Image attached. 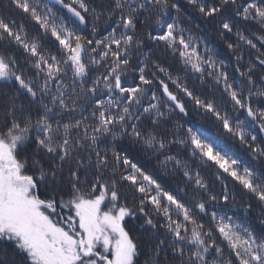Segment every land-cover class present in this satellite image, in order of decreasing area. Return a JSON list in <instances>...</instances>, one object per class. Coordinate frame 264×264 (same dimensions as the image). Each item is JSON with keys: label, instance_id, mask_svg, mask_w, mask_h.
Listing matches in <instances>:
<instances>
[{"label": "snow or ice", "instance_id": "snow-or-ice-1", "mask_svg": "<svg viewBox=\"0 0 264 264\" xmlns=\"http://www.w3.org/2000/svg\"><path fill=\"white\" fill-rule=\"evenodd\" d=\"M0 264H264V0H0Z\"/></svg>", "mask_w": 264, "mask_h": 264}]
</instances>
